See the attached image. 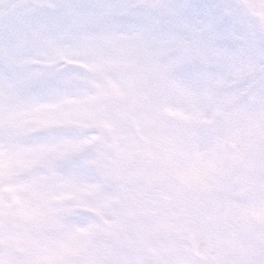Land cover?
Wrapping results in <instances>:
<instances>
[{
	"label": "rangeland",
	"instance_id": "rangeland-1",
	"mask_svg": "<svg viewBox=\"0 0 264 264\" xmlns=\"http://www.w3.org/2000/svg\"><path fill=\"white\" fill-rule=\"evenodd\" d=\"M6 1L0 0V4ZM15 1L9 2L14 5ZM46 1L70 4L69 0H56L59 4ZM144 1L127 0L131 5ZM241 2L248 22L249 15H255L259 22L258 10L264 0H239L238 5ZM25 11L17 16L18 24L25 20ZM97 15L75 20L53 17L60 27L49 40L34 44L28 54L19 57L16 66L27 69L26 74L36 68L31 62L52 72L35 86V90L41 88L40 94L8 104L12 94L17 97L22 92L7 89L4 76L0 78V130L6 131L0 133L5 147H1L3 152L0 150V264H63L64 260L67 264H142L131 256L124 262L121 257L111 258L109 251H131L140 256L157 252L163 260L161 264H188L180 256L186 245L184 249L177 245L165 248V243L154 237L160 236L165 226L154 230L152 226L155 213L156 217L163 213L169 219L172 209H176L189 228L194 221L192 217L188 221V208H196L201 215L207 213L211 221L191 233L192 238L184 236V240L194 238L196 255L209 264H233L246 249L244 232L252 224L264 223V205L241 211L231 209L234 206L229 198L241 161L256 142L264 139V89L258 84L255 70L244 66L211 73L193 88L174 74L172 66H165L155 70L153 81L148 83L142 77H149L151 69L163 64L156 55V36L145 33L137 19L121 13L119 17L116 13L99 14L103 24L93 25L91 19ZM122 18L126 22L122 23ZM2 24L3 21L0 28ZM119 28L133 38L131 43L124 39V43H114L116 34L112 36V32H119ZM171 51L161 50L160 57ZM88 55L96 57L81 59ZM97 57L102 60L101 65ZM67 64L76 66L71 76L66 74L72 70L64 71ZM86 65L96 73L87 77L98 81L92 91L74 80L86 78L82 72L75 75L77 68ZM96 65L99 66L93 67ZM235 79L241 89L234 92ZM97 94L103 101V116ZM119 122L127 124L125 137H131L132 142L123 137ZM21 128L47 130L50 137L43 135L34 143L27 139L13 141L12 133ZM95 128L100 131L98 136L89 135ZM145 148L144 154L152 152L150 157L141 156V149ZM90 150L96 157L86 164L97 168L99 179L92 166L83 164ZM122 151L134 153L136 162L122 157ZM66 154L70 159L78 158L79 164H71V175L65 180L56 182L54 174L45 177L33 172L36 165L47 163L61 178L58 159ZM52 184L59 192H70L47 195ZM6 194L10 198L1 200ZM78 194H83V198ZM100 194L103 195L98 198ZM86 195L98 198L96 204L88 201ZM108 196L111 200L107 205ZM160 197L162 212L157 214L153 198L159 202ZM114 206L117 213L111 215L116 211ZM131 206L149 211L140 219L136 216L140 228H136ZM98 223L107 228H100ZM149 230L154 238L147 236ZM98 242H105L106 249L93 246ZM151 263L159 261L154 258Z\"/></svg>",
	"mask_w": 264,
	"mask_h": 264
},
{
	"label": "snow or ice",
	"instance_id": "snow-or-ice-1",
	"mask_svg": "<svg viewBox=\"0 0 264 264\" xmlns=\"http://www.w3.org/2000/svg\"><path fill=\"white\" fill-rule=\"evenodd\" d=\"M25 20L7 27L0 36V63L7 70L5 87L28 90L47 80L52 72L36 67L17 74L13 61L30 45L48 41L60 27L45 5H25ZM57 18L85 19L89 14L121 13L134 17L148 35L157 36L171 49L174 74L196 88L211 73L235 67L255 70L264 89V36L249 24L240 6L226 0H159L146 6L124 3H75L53 6ZM264 264V259L258 261Z\"/></svg>",
	"mask_w": 264,
	"mask_h": 264
},
{
	"label": "water",
	"instance_id": "water-1",
	"mask_svg": "<svg viewBox=\"0 0 264 264\" xmlns=\"http://www.w3.org/2000/svg\"><path fill=\"white\" fill-rule=\"evenodd\" d=\"M238 184L241 192L244 193L238 196V202L242 206L264 201V142L256 146L246 162ZM245 193L248 195L246 196ZM250 241L251 251L240 264H258L259 260L264 259V229L254 231Z\"/></svg>",
	"mask_w": 264,
	"mask_h": 264
},
{
	"label": "clouds",
	"instance_id": "clouds-1",
	"mask_svg": "<svg viewBox=\"0 0 264 264\" xmlns=\"http://www.w3.org/2000/svg\"><path fill=\"white\" fill-rule=\"evenodd\" d=\"M259 22L255 15H249V24L258 32L260 36H264V6L258 10Z\"/></svg>",
	"mask_w": 264,
	"mask_h": 264
}]
</instances>
